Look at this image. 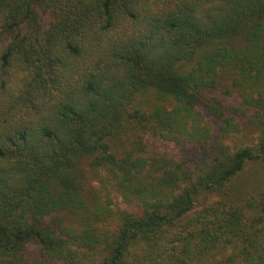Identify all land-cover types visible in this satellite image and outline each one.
Returning a JSON list of instances; mask_svg holds the SVG:
<instances>
[{
	"label": "trees",
	"instance_id": "1",
	"mask_svg": "<svg viewBox=\"0 0 264 264\" xmlns=\"http://www.w3.org/2000/svg\"><path fill=\"white\" fill-rule=\"evenodd\" d=\"M254 164L264 0H0V264H264Z\"/></svg>",
	"mask_w": 264,
	"mask_h": 264
},
{
	"label": "rangeland",
	"instance_id": "2",
	"mask_svg": "<svg viewBox=\"0 0 264 264\" xmlns=\"http://www.w3.org/2000/svg\"><path fill=\"white\" fill-rule=\"evenodd\" d=\"M49 21H50V19L47 20V22H49ZM228 85H229L228 82H221L220 89L225 90L228 87ZM139 102L144 104V105H147V103L145 101H142V102L139 101ZM256 139H257V132L251 131L247 125H244L243 126V140L245 141L244 144H253L256 142ZM170 149H172V148H170ZM261 174H262L261 179L264 181V164L250 165L247 168L245 174L243 175L244 184L246 183V185H252L254 182L258 183V178L261 176ZM89 185L92 188H96V189L98 187H100V184L96 180H90ZM114 203L118 204L122 209H127L130 211L135 210V212H137V213L141 212L140 208L131 207V206H128L125 203H123V201L121 200V198L118 195L114 198Z\"/></svg>",
	"mask_w": 264,
	"mask_h": 264
}]
</instances>
